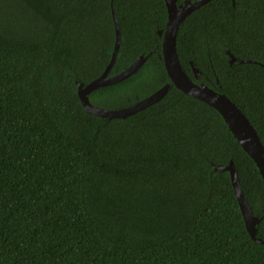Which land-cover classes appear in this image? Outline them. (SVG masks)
<instances>
[{
	"label": "trees",
	"instance_id": "16d2710c",
	"mask_svg": "<svg viewBox=\"0 0 264 264\" xmlns=\"http://www.w3.org/2000/svg\"><path fill=\"white\" fill-rule=\"evenodd\" d=\"M112 14L108 75L146 58L89 100L115 109L169 88L108 119L84 110L77 82L109 63ZM166 21L164 0H0V264H264L228 171L213 165L233 161L261 239L263 179L219 112L172 84ZM176 53L264 146V0L207 1L179 23Z\"/></svg>",
	"mask_w": 264,
	"mask_h": 264
},
{
	"label": "water",
	"instance_id": "95a60500",
	"mask_svg": "<svg viewBox=\"0 0 264 264\" xmlns=\"http://www.w3.org/2000/svg\"><path fill=\"white\" fill-rule=\"evenodd\" d=\"M207 1L209 0H183L182 3L177 4V0H164L167 12V21L164 29L162 31H158V34L162 38L161 58L163 60L167 75L175 87L179 88L184 93L207 103L219 112L229 130L236 138L237 142L254 161L264 182V146L261 143L260 138L253 125L235 105V103L231 101L227 96L213 90L212 88H209L202 82H194L183 71L177 58L176 37L179 23L189 13H191L193 10L203 5ZM112 15L115 25V41L109 63L107 64L101 75L91 80L87 84L84 85L83 83L77 82V95L84 110L88 113L106 117L108 119L125 117L143 109L144 107L159 100L169 88V84L166 83L152 94L127 106L115 109L101 108L93 105L90 102L89 94L94 89L99 86L116 83L127 78L139 68V66L146 58L140 55L131 65H129L120 73L111 76L108 75V72L116 59L120 44L119 23L114 14ZM234 60L235 58L230 54L229 63L231 64ZM192 70L193 77L195 79H198L200 71L194 66H192ZM213 168L228 171L230 182L237 198L245 227L254 241L264 243V239L256 236L255 225L256 223H258L259 219L253 214L251 207L246 202L243 196V192L238 179V174L233 161L230 160L226 166L213 165Z\"/></svg>",
	"mask_w": 264,
	"mask_h": 264
},
{
	"label": "rangeland",
	"instance_id": "374dc122",
	"mask_svg": "<svg viewBox=\"0 0 264 264\" xmlns=\"http://www.w3.org/2000/svg\"><path fill=\"white\" fill-rule=\"evenodd\" d=\"M118 99H120L119 97H117ZM99 100H95V99H91L90 102L95 105V106H98V107H101V108H108L110 109L114 102L113 99L109 98V97H105L103 98L102 100H100L101 102L98 103Z\"/></svg>",
	"mask_w": 264,
	"mask_h": 264
},
{
	"label": "flooded vegetation",
	"instance_id": "af4514ba",
	"mask_svg": "<svg viewBox=\"0 0 264 264\" xmlns=\"http://www.w3.org/2000/svg\"><path fill=\"white\" fill-rule=\"evenodd\" d=\"M183 1V0H182ZM180 3H182V2H180ZM180 3H177V4H180Z\"/></svg>",
	"mask_w": 264,
	"mask_h": 264
}]
</instances>
